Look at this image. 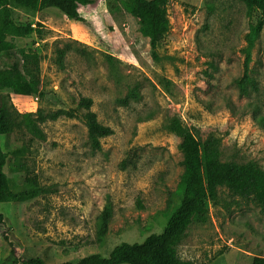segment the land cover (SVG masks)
Listing matches in <instances>:
<instances>
[{
  "label": "rangeland",
  "instance_id": "rangeland-1",
  "mask_svg": "<svg viewBox=\"0 0 264 264\" xmlns=\"http://www.w3.org/2000/svg\"><path fill=\"white\" fill-rule=\"evenodd\" d=\"M123 1L81 7L84 22L53 8L14 9L19 23L42 25V37L13 39L18 49L41 55L42 88L40 96L7 94L11 106L23 114L48 115L77 111L80 97L91 98L98 120L114 133L102 139L101 149H93L79 112L39 124L43 137L24 126L2 137L11 190H24L31 179L39 194L0 203L5 217L0 264L12 250L21 260L41 257L48 264L108 257L122 243H142L162 233L181 202L185 172L181 139L169 130L173 117L200 141L218 139L222 162H253L264 170V26L251 49L248 74L254 83L239 87L247 35L261 12L248 18L244 0H167L171 28L156 60L139 19ZM12 63L2 56L0 69ZM133 89L138 99L129 97ZM132 152L136 166L121 169ZM107 205L113 216L99 240ZM207 207L208 221L193 222L177 245L181 259L250 264L264 257L260 205L219 186Z\"/></svg>",
  "mask_w": 264,
  "mask_h": 264
},
{
  "label": "trees",
  "instance_id": "trees-1",
  "mask_svg": "<svg viewBox=\"0 0 264 264\" xmlns=\"http://www.w3.org/2000/svg\"><path fill=\"white\" fill-rule=\"evenodd\" d=\"M97 0H0V59L7 56L13 59L11 66L0 69V203L23 202L39 194L37 183L27 180L28 186L22 191L13 192L9 185L6 166L9 153L2 146V137L11 136L16 129L24 126L30 133L43 137L39 124L48 120H57L60 116H80L88 130L93 149L99 150L102 139L111 136L114 131L98 120L92 110L93 100L80 97L77 111H57L45 115L42 110L33 113H20L14 109L7 94L22 96L41 95V55L34 49H18L14 38H26L33 34L42 37V25L22 24L15 19V8L29 9L34 12L46 9H57L68 18L84 22L80 8L94 4ZM246 16L254 17L256 11L261 12V18L256 25L250 26L247 35L249 46L245 63L244 78L239 81L241 90L247 84H253L254 79L248 74L251 49L264 26V0H244ZM124 8L140 22L143 36L149 39L152 55L160 59L159 49L170 31L171 23L167 10V0H124ZM66 51L58 50V63L64 65ZM130 98L138 99L136 89ZM127 103L126 100L123 101ZM169 130L181 139L179 148L184 157L185 172L180 183L181 202L175 208L172 216L160 234H152L142 243H122L114 248L108 257L92 254L80 258L77 262L66 261L59 264H193L183 260L177 252V245L183 240L193 222L208 221V202L213 201L219 186H228L243 198H252L261 206L264 212V170L255 163L238 164L222 162L220 143L215 137L200 141L196 135L184 126L180 117H173ZM137 155L130 153L120 164L126 170L136 166ZM141 206V205H140ZM113 212L107 205L100 215L99 240H103L108 232ZM5 225V217L0 213V227ZM1 264H48L41 257H29L23 260L15 250ZM250 264H264V257H254Z\"/></svg>",
  "mask_w": 264,
  "mask_h": 264
}]
</instances>
